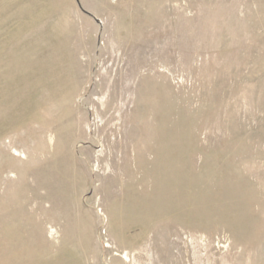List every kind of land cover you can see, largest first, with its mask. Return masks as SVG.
Here are the masks:
<instances>
[{"label": "rangeland", "instance_id": "1", "mask_svg": "<svg viewBox=\"0 0 264 264\" xmlns=\"http://www.w3.org/2000/svg\"><path fill=\"white\" fill-rule=\"evenodd\" d=\"M0 264H264V0H0Z\"/></svg>", "mask_w": 264, "mask_h": 264}, {"label": "water", "instance_id": "2", "mask_svg": "<svg viewBox=\"0 0 264 264\" xmlns=\"http://www.w3.org/2000/svg\"><path fill=\"white\" fill-rule=\"evenodd\" d=\"M97 21H99V20L97 19Z\"/></svg>", "mask_w": 264, "mask_h": 264}]
</instances>
